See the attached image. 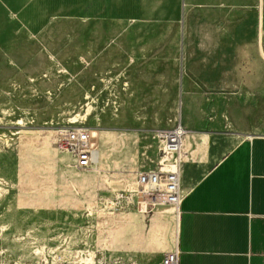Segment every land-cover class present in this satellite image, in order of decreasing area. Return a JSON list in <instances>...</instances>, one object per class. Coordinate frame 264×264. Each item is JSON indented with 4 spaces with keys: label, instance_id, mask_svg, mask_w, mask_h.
<instances>
[{
    "label": "rangeland",
    "instance_id": "1",
    "mask_svg": "<svg viewBox=\"0 0 264 264\" xmlns=\"http://www.w3.org/2000/svg\"><path fill=\"white\" fill-rule=\"evenodd\" d=\"M244 6L220 24L217 76H264L259 0ZM32 16L0 9V264L58 257L84 264L93 256L85 262L161 264L174 248L176 214L140 213L132 197L135 173L161 160L157 134L179 115L196 138L230 134L229 114L246 121L242 110L256 114V98L239 92L246 85H228L230 93L196 84L186 71L185 20L90 22L83 31L103 44L76 52L80 43L70 37L80 40L81 22ZM115 40L122 48L114 49ZM82 126L94 131L99 170L72 167L60 131ZM207 154L205 142L184 155L199 161ZM106 200L114 204L99 208Z\"/></svg>",
    "mask_w": 264,
    "mask_h": 264
},
{
    "label": "crops",
    "instance_id": "2",
    "mask_svg": "<svg viewBox=\"0 0 264 264\" xmlns=\"http://www.w3.org/2000/svg\"><path fill=\"white\" fill-rule=\"evenodd\" d=\"M245 4L248 0H0L4 14L16 12L21 20L32 14L36 21L81 22L80 40L70 37L71 43H80L76 52L103 44L99 34L90 40L88 31H83L90 22L131 26V22L185 20L188 66L203 85L189 75L196 84L207 92L230 93L235 90L228 85L249 86L239 92L256 98L257 111L242 110L245 123L229 114L235 117L234 132L209 139L189 132L186 137L185 154L194 144L203 147L205 142L208 154L199 161L185 156L173 248L180 251L181 264H264V76H217L220 67L215 61L220 24L235 10L245 9ZM258 9L261 43L264 0H259ZM118 47L122 48L121 40H115L114 49ZM260 53L264 57L263 48Z\"/></svg>",
    "mask_w": 264,
    "mask_h": 264
},
{
    "label": "built area",
    "instance_id": "3",
    "mask_svg": "<svg viewBox=\"0 0 264 264\" xmlns=\"http://www.w3.org/2000/svg\"><path fill=\"white\" fill-rule=\"evenodd\" d=\"M170 128L157 134L161 160L154 169H145L135 173L137 190L132 197L140 213L149 210L162 213L171 212L179 214L183 201L181 186L183 176V164L185 161V140L187 129L183 124V118L179 115L174 119ZM66 147L73 155L72 167L80 172L99 170L100 150L99 145L94 144L92 135L94 131L90 127H70L60 131ZM113 205L114 202H103L99 208ZM88 254H85L87 257ZM94 257V256H93ZM93 257L84 259L83 263H93ZM61 258L52 259L53 264H60ZM58 261V262H57ZM161 264H181V254L176 248L167 252Z\"/></svg>",
    "mask_w": 264,
    "mask_h": 264
},
{
    "label": "water",
    "instance_id": "4",
    "mask_svg": "<svg viewBox=\"0 0 264 264\" xmlns=\"http://www.w3.org/2000/svg\"><path fill=\"white\" fill-rule=\"evenodd\" d=\"M186 71H187V74H189L195 81H197V83H199L200 85H203L201 80H199V78H197L193 72H191V70L189 69V66H188V60H187V67H186Z\"/></svg>",
    "mask_w": 264,
    "mask_h": 264
},
{
    "label": "bare ground",
    "instance_id": "5",
    "mask_svg": "<svg viewBox=\"0 0 264 264\" xmlns=\"http://www.w3.org/2000/svg\"><path fill=\"white\" fill-rule=\"evenodd\" d=\"M189 134V131L187 130V135Z\"/></svg>",
    "mask_w": 264,
    "mask_h": 264
}]
</instances>
